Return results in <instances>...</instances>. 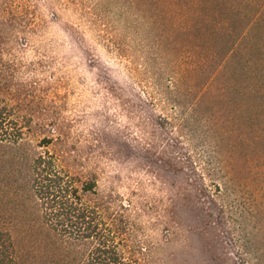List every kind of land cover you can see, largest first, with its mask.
<instances>
[{
    "label": "rangeland",
    "instance_id": "374dc122",
    "mask_svg": "<svg viewBox=\"0 0 264 264\" xmlns=\"http://www.w3.org/2000/svg\"><path fill=\"white\" fill-rule=\"evenodd\" d=\"M145 5L0 0V107L19 114L9 122L29 125L22 144L0 140V225L22 264L45 258L46 231L24 167L36 153L57 151L42 146L51 127L79 167L97 174L102 196L139 208L131 220L148 264H264V0H206L209 23L200 39L219 50L200 115L213 114L227 131L224 172L243 203L240 227L232 226L243 238L240 257L236 234L224 243L219 228H204L189 191L176 196L178 185L190 190L188 172L161 168L170 157L163 138L172 135L161 136L151 123L160 110L138 94L144 83L155 93L149 77H158L163 58L171 62L174 38L161 18L146 20Z\"/></svg>",
    "mask_w": 264,
    "mask_h": 264
},
{
    "label": "trees",
    "instance_id": "16d2710c",
    "mask_svg": "<svg viewBox=\"0 0 264 264\" xmlns=\"http://www.w3.org/2000/svg\"><path fill=\"white\" fill-rule=\"evenodd\" d=\"M205 4L206 0H146L145 10L149 11L146 20H163L164 29L173 34L174 51L169 64V59L163 58L158 77H149L156 94H150L145 81L140 80V85H144L138 99L145 95L149 99L144 102L139 99L140 102L160 110L151 123L162 130L161 136L172 135L163 138L170 148V160L163 161L161 168L188 172L185 182L190 190L178 185L176 196L189 191L202 213L204 228L220 229L224 243L225 239L229 241L230 234H236L232 240L235 255L240 257L243 238L232 226L240 227L237 221L243 203L233 188L230 190L224 172V154L229 151L227 131L219 127L220 120L213 114L200 115L221 63L212 64L218 48L200 40L209 23ZM182 38L185 47L180 44ZM142 70L145 75L147 70ZM138 74L143 77V72ZM9 117L17 119L19 114L13 107L1 106L0 140L22 144L29 125L9 122ZM57 131L58 128L51 127L50 136L42 138V146L53 144L56 152L45 150L25 162L30 198L46 231L45 258L29 264H148L144 248L134 236L131 220L139 208L131 209L130 202L123 204L119 200L114 204L110 196H102L97 174L83 171L77 159L62 149L61 134ZM261 161L264 169V157ZM21 260L10 233L0 225V264H22Z\"/></svg>",
    "mask_w": 264,
    "mask_h": 264
}]
</instances>
